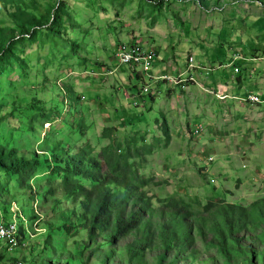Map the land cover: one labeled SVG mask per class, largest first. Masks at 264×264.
<instances>
[{
	"label": "rangeland",
	"instance_id": "obj_1",
	"mask_svg": "<svg viewBox=\"0 0 264 264\" xmlns=\"http://www.w3.org/2000/svg\"><path fill=\"white\" fill-rule=\"evenodd\" d=\"M199 1L0 0V49L9 52L0 62V157L1 151H15L19 159L45 166L35 173L26 170L25 177L0 169V211L28 233L22 237L28 247L15 253L3 242V264H102L98 252L82 245L88 238L79 202L55 200L62 196L60 182L50 179L47 161L54 163L51 152L57 146L86 161H100L110 147L118 156L130 154L129 165L144 181L136 188L148 207L146 222L137 235L116 246L114 259L106 264H159L164 253L159 224L174 218L168 205L172 199L186 205L193 225V244L185 254L194 258L178 264H226L216 250L204 246L197 225L210 218L204 208L211 200L248 205L264 198V107H250L246 93H264V0H244L241 7L229 5L227 10L222 0H207V6ZM58 7L62 19L54 32L27 27L30 34L19 40L22 23L35 16L50 25L47 11L53 15ZM155 17L173 19L182 38L178 43V34H172L161 40L160 59L167 52L178 56L180 67L189 62L178 76L165 75L168 80L162 81L175 85L194 69L192 52L209 62L207 74L238 76V95L228 105L220 103L228 95L215 91H204L209 99L202 95L197 104L191 94L173 98V89L157 91L161 80L145 94V83L131 80L128 69L117 66L118 47L136 42L154 26ZM164 24L163 38L170 28ZM194 38L200 42L192 43ZM173 43L176 50L169 47ZM35 213L41 220L31 219ZM148 237L149 248L130 263L129 248L142 246Z\"/></svg>",
	"mask_w": 264,
	"mask_h": 264
},
{
	"label": "trees",
	"instance_id": "obj_2",
	"mask_svg": "<svg viewBox=\"0 0 264 264\" xmlns=\"http://www.w3.org/2000/svg\"><path fill=\"white\" fill-rule=\"evenodd\" d=\"M58 10L59 7L53 15L51 11H47V16L49 15L51 20L50 25L42 24V19H37L35 16L22 23L19 40L30 34L27 27L41 26L40 28L54 32L53 27L59 25L62 19ZM7 49V47L0 49L2 63L9 54ZM138 81L143 82L139 77ZM14 152L7 154L1 151L0 169L25 177L28 175L26 170L35 173L39 168L45 167L36 160V157L34 164H31L25 159L16 157ZM51 157L54 163L47 161V169L51 170L50 179L55 178L60 182L57 190L62 195L55 200L60 202L62 198H72L73 201L79 202L76 204L83 212V229L88 238L87 241L82 242V245L92 253L98 252L97 259L100 263H110L114 259L116 246L127 237L137 235L146 222L145 213L148 207L144 196H138L136 188L144 181L141 182L129 165L130 154L118 156L110 147L103 150L100 161L91 157L86 161L82 156L72 155L57 146L52 149ZM84 183L89 184L90 187L87 188ZM55 191L53 187L50 189L52 197H55L53 195ZM168 205L172 207L174 218L170 219V223L159 224L164 230V253L160 255L159 264H178L181 259L187 262L189 258H194L185 254V250H190L193 244L190 234V230L193 229L190 223L192 221L189 222L187 219L188 213L183 202L172 199ZM204 211L210 218L197 225L204 246L216 250L217 256L224 258L226 264H264V198H258L248 205L215 203L211 200ZM40 216L42 215L35 213L31 219L36 221ZM19 219H22L25 225L26 219L22 217ZM177 219H181L180 222ZM71 224L72 222L66 226L68 230L72 228ZM18 226L21 237H27L28 233H24L23 224ZM179 227H184L187 232L179 233ZM149 239L150 237L142 246L136 245L127 249L130 263L134 261V256L142 254L149 248ZM24 240L28 242L27 238ZM47 244L50 245L49 248L53 246L51 236ZM106 246L107 251L103 248Z\"/></svg>",
	"mask_w": 264,
	"mask_h": 264
},
{
	"label": "crops",
	"instance_id": "obj_3",
	"mask_svg": "<svg viewBox=\"0 0 264 264\" xmlns=\"http://www.w3.org/2000/svg\"><path fill=\"white\" fill-rule=\"evenodd\" d=\"M222 1H224L226 3L225 10H227V6H229V5H233L236 8L237 6L241 7V3H244V0H230V1L222 0ZM199 2L202 5L207 6V0H200ZM228 10L230 11L229 8H228ZM150 14H152V13H150ZM260 17H262V16H260ZM222 19H223V17H222ZM153 20L155 22L154 26L152 28H150V30H148V32L145 33L143 36L138 35L139 37H136L134 39H136V41L139 42L140 44H143L144 47L153 49L156 52V61L153 63V67L151 70V75L154 78L158 79L159 77H162L165 75L176 77V76H178L179 72L182 73L183 71L186 70L189 62L187 61L186 65H183V67H180L178 65V56L174 54L175 50L178 48V44H176V43H173L170 46L168 45L169 47H173L175 49L174 52L172 53L175 56L169 57V55H167V52H164V60H161L160 59V53H161V51H163V48L159 44V42L161 40L166 39V38H172V34H178L174 38L176 39V42H178V43L182 42V38L180 36L181 33L180 32L177 33L178 29L175 28L176 24H175L173 19L172 20L170 19V21H168V20L165 21L168 23L167 25H170V28L167 31L165 38H163V37H161V35L163 33V30L165 29L164 28V26H165L164 20L161 19V17H155V18H153ZM162 24H164L163 27H161ZM187 35H188V33H187ZM157 38H159V39H157ZM194 39L191 40L192 43L197 44L198 42H200V41H197L196 39L195 40ZM189 43H191V42H189ZM190 53L193 56V59H194L193 65L195 68L194 69H188L186 72H184V75L182 76L181 81L175 85H172L168 81H162L161 80V82L156 84L157 91L159 90V92L163 93L165 89H167V90L173 89V90H175L174 93L172 94L173 98H175L179 93H183L184 96L186 94H188L190 96V94H191V95L195 96V97H192L191 99L194 100V102H196V104L198 102H202L204 100L201 98L202 95H205L209 99L208 94L205 92L209 93L210 91H215L217 93H223V94L228 95V98H226L225 100H220V103L222 105H228L231 102V100H233L231 97L238 95L237 88L235 89V87H234V83H235L234 80L236 81L238 79L237 78L238 76H235L234 73H232V72L228 78L224 77L221 74H215V75H212L211 73L207 74L206 70H209V65H208L209 62L199 61L194 56V54L192 52H190ZM231 56H233V53L230 52V57ZM232 63H233V61L231 60L230 64H232ZM235 64L237 65V61L235 62ZM198 66L201 67L199 70H197L199 68ZM203 67H206V69H203ZM178 69H180V70L178 71ZM203 70H205V71H203ZM128 71L130 72L131 80H138L137 76L132 75L133 73L130 71V69H128ZM231 77H232V79H231ZM190 79L193 80L192 81L193 83H188V80H190ZM167 86H168V88H167ZM246 93H247V95L248 94H255V95L261 97L262 100H264V93L260 94V93L254 92V91H251V92L247 91ZM134 94L136 97L138 96V92H134ZM135 96H131V97L135 98ZM152 96H154V94H152ZM234 103L236 104L238 102H234ZM262 105L250 104V107H257V108L264 107V104H262ZM253 113H256V112L254 111ZM254 123H256V122H254ZM256 124H258V126H259L260 123H256Z\"/></svg>",
	"mask_w": 264,
	"mask_h": 264
},
{
	"label": "built area",
	"instance_id": "obj_4",
	"mask_svg": "<svg viewBox=\"0 0 264 264\" xmlns=\"http://www.w3.org/2000/svg\"><path fill=\"white\" fill-rule=\"evenodd\" d=\"M114 58L118 67L130 69L134 76L143 80L145 85L142 88V92L145 94L149 93L150 86L153 87L154 83L160 80H168L166 77H161L159 79L152 78L151 68L156 59V52L144 47L143 44L137 41L120 45L114 54ZM236 73H239V71L236 70ZM145 80H150L151 83L149 84V82H145ZM247 102H249V104H264V100L255 94H248ZM3 242H7L8 252L10 253H15L21 248L25 249L28 247L27 242L20 235L18 223L15 222V220L14 222L5 220L4 213L0 211V246ZM0 264H3L1 256ZM17 264H24V262L18 261Z\"/></svg>",
	"mask_w": 264,
	"mask_h": 264
},
{
	"label": "clouds",
	"instance_id": "obj_5",
	"mask_svg": "<svg viewBox=\"0 0 264 264\" xmlns=\"http://www.w3.org/2000/svg\"><path fill=\"white\" fill-rule=\"evenodd\" d=\"M2 257V256H1Z\"/></svg>",
	"mask_w": 264,
	"mask_h": 264
}]
</instances>
